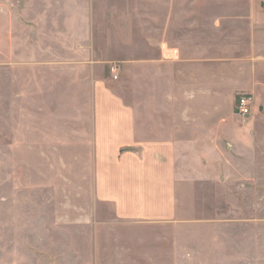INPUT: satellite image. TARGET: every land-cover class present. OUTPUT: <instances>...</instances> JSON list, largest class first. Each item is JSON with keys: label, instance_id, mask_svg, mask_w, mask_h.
Returning a JSON list of instances; mask_svg holds the SVG:
<instances>
[{"label": "rangeland", "instance_id": "374dc122", "mask_svg": "<svg viewBox=\"0 0 264 264\" xmlns=\"http://www.w3.org/2000/svg\"><path fill=\"white\" fill-rule=\"evenodd\" d=\"M254 13H264V0H0V264H126L128 249L136 246L148 260L160 245L153 228L134 232L137 241L110 223L112 203L92 193L87 162L72 146L39 137L46 124L40 130L24 113L23 60L96 59L112 87L133 90L135 59L160 57V41L180 39L193 26L214 34L215 20ZM239 154L251 160L236 164L237 175L224 171L220 185H202L208 209L199 212L189 257L168 251L162 264H264V138Z\"/></svg>", "mask_w": 264, "mask_h": 264}, {"label": "crops", "instance_id": "0c3cea01", "mask_svg": "<svg viewBox=\"0 0 264 264\" xmlns=\"http://www.w3.org/2000/svg\"><path fill=\"white\" fill-rule=\"evenodd\" d=\"M213 23L214 34L193 26L180 39L160 41V57L136 58L133 90L112 87L96 59L22 61L29 79L24 113L38 129L46 124L39 137L72 146L87 162L92 193L112 203L110 223L125 226L129 239L153 228L155 253L146 260L135 246L119 253L131 259L126 264H162L168 251L189 257L199 212L208 209L203 183L220 185L224 171L237 175L236 164L251 160L241 150L264 138L257 119L264 104V13ZM239 92L255 97L246 115L234 111ZM132 251L142 260H132Z\"/></svg>", "mask_w": 264, "mask_h": 264}, {"label": "built area", "instance_id": "2783aa9c", "mask_svg": "<svg viewBox=\"0 0 264 264\" xmlns=\"http://www.w3.org/2000/svg\"><path fill=\"white\" fill-rule=\"evenodd\" d=\"M114 71V67H110ZM114 76L116 74L114 73ZM264 99V98H263ZM255 101V97L251 92H239L236 95L234 103V111L238 115H246L251 111L252 105Z\"/></svg>", "mask_w": 264, "mask_h": 264}]
</instances>
